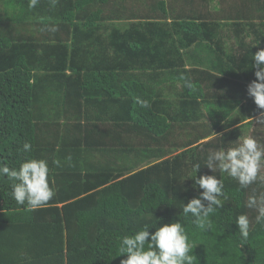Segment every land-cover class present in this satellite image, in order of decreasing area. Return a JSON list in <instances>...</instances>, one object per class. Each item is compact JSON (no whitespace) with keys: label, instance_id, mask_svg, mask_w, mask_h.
I'll return each mask as SVG.
<instances>
[{"label":"trees","instance_id":"16d2710c","mask_svg":"<svg viewBox=\"0 0 264 264\" xmlns=\"http://www.w3.org/2000/svg\"><path fill=\"white\" fill-rule=\"evenodd\" d=\"M28 4L0 0V163L47 160L56 195L37 209L20 206L0 177V264H120L119 237L178 220L197 245L195 264H264V224L245 207L264 193L262 182L242 189L216 173L227 198L210 231L182 211L199 195L191 166L254 127L258 135L250 118L264 109L247 85L251 55L264 48V4L254 16L236 8L226 23L211 15L171 24L144 16L134 0ZM206 120L198 136L183 131ZM240 214L251 222L246 241Z\"/></svg>","mask_w":264,"mask_h":264},{"label":"clouds","instance_id":"9594fccd","mask_svg":"<svg viewBox=\"0 0 264 264\" xmlns=\"http://www.w3.org/2000/svg\"><path fill=\"white\" fill-rule=\"evenodd\" d=\"M39 0H29L28 7L34 8ZM55 32L57 29H49ZM260 43V42H259ZM259 43L253 47L259 45ZM252 57L254 79L247 85V95L253 100L257 109H264V48H258ZM190 86V85H189ZM141 108H149L146 99L135 98ZM250 120L257 125H264V111ZM230 147H218L208 151L203 166L194 163L191 166L193 191L199 195L187 201L183 206L184 216L194 218V223L201 231H210L212 223L209 219L218 209L223 207L224 181L216 173H223L238 183L240 188H249L254 183L264 181V143L253 135H243ZM23 152L31 151V145L25 143ZM202 167H206L212 175H197ZM50 169L45 159L25 157L18 167H9L0 163V177L9 178L11 199L17 205L37 209L46 205L56 195L49 183ZM245 207L257 212L256 222L264 224V193L255 192L248 196ZM250 219L247 214L236 216L235 224L239 237L246 241L250 231ZM157 225V224H156ZM145 224L131 234L118 238V257L120 264H195L193 250L197 246L190 241L184 225L177 222L165 223L160 227ZM155 228L154 232L149 229Z\"/></svg>","mask_w":264,"mask_h":264},{"label":"crops","instance_id":"0c3cea01","mask_svg":"<svg viewBox=\"0 0 264 264\" xmlns=\"http://www.w3.org/2000/svg\"><path fill=\"white\" fill-rule=\"evenodd\" d=\"M116 0H112L111 8ZM133 0H128L131 3ZM141 4V9H144V16L154 19H166L163 22L171 24L174 20H189L195 19L198 23L205 22L212 15L214 19L226 23L223 17L231 15L236 18L235 10L239 8L245 17L248 15V7L251 9V16H254L257 5L264 4V0H134ZM158 2V3H157ZM164 3L167 15L163 13V6L158 9L155 3ZM243 7H246L243 9ZM122 9V8H121ZM254 11V13H253ZM123 14V11L119 12ZM253 14V15H252ZM121 15V14H120ZM249 17V16H248ZM160 22V20H157Z\"/></svg>","mask_w":264,"mask_h":264},{"label":"rangeland","instance_id":"374dc122","mask_svg":"<svg viewBox=\"0 0 264 264\" xmlns=\"http://www.w3.org/2000/svg\"><path fill=\"white\" fill-rule=\"evenodd\" d=\"M138 4L137 5H139V7L141 6V4L139 3V2H137ZM135 10H133V12H134ZM125 23V22H124ZM124 23H119V25H122V24H124ZM211 123L209 122V121H207L206 120V123L205 124H202V123H197V125H195V126H193L192 128L193 129H191V128H187V129H184L183 131H185V132H187V131H191L192 133H193V136L194 135H200L201 134V130H204V129H207V128H210L211 126H209ZM258 127H257V129H258V135L257 136H255V137H259L258 139H260V141H263L264 140V125H257ZM254 129H255V127L254 128H252L251 130H249V131H247L244 135H253V131H254ZM179 133H182L183 135H185V133H183V132H180L179 131ZM260 133V134H259ZM183 138H185V137H183ZM262 139V140H261ZM175 139H173L172 141H174ZM185 140H187V139H180V140H178L180 143H182V142H184ZM177 141V140H176ZM135 147H140V146H138V145H135ZM144 166V165H143ZM143 166H139V168L140 167H143ZM261 175H264V171H262L261 172ZM260 182H262V187H264V181H260ZM262 191H264V190H262ZM263 193V192H262Z\"/></svg>","mask_w":264,"mask_h":264}]
</instances>
